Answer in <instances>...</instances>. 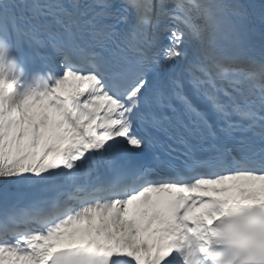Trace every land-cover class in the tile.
<instances>
[{"label":"snow or ice","instance_id":"obj_1","mask_svg":"<svg viewBox=\"0 0 264 264\" xmlns=\"http://www.w3.org/2000/svg\"><path fill=\"white\" fill-rule=\"evenodd\" d=\"M0 264H264V0H0Z\"/></svg>","mask_w":264,"mask_h":264}]
</instances>
